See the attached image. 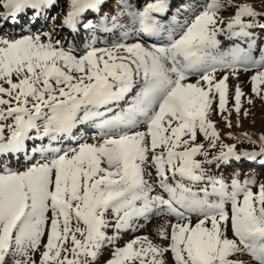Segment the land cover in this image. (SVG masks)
<instances>
[{"label":"snow or ice","instance_id":"snow-or-ice-1","mask_svg":"<svg viewBox=\"0 0 264 264\" xmlns=\"http://www.w3.org/2000/svg\"><path fill=\"white\" fill-rule=\"evenodd\" d=\"M107 3L68 0L63 26L88 33L75 55L51 32L5 30L54 0H0V264H97L108 246L104 264H169V254L171 264H264V179L234 172L229 181L205 167H264V133L229 132L258 145L238 149L211 119L231 128L245 99L264 102V41L254 31L264 32V11L234 0L175 10V0H116L114 14H101ZM100 31L116 39L97 47ZM220 36L239 43L222 47ZM251 68L260 69L252 96L240 84L232 92L229 73ZM89 124L93 143L76 135ZM153 216L166 218L161 243L143 235L115 246Z\"/></svg>","mask_w":264,"mask_h":264},{"label":"rangeland","instance_id":"rangeland-1","mask_svg":"<svg viewBox=\"0 0 264 264\" xmlns=\"http://www.w3.org/2000/svg\"><path fill=\"white\" fill-rule=\"evenodd\" d=\"M133 2H135V0H133ZM183 2L184 0H175L173 10H175V7L179 6V4ZM245 2L252 4L254 7L257 8V10L264 11V0H234V3L236 4L245 3ZM116 6H117L116 0H108L106 6L101 10V14L103 12H108L109 15L114 14L112 10ZM67 10H68V0H54V6L51 7L50 9L42 11L39 19H37L32 12H26L18 23L6 24L5 30L7 32L15 31L20 34H28L29 32L31 33L51 32L53 39H59L61 43L65 45V47H68V45L71 44L76 49L74 51V54L80 55L82 54V52L79 51V49L84 47V41L88 38V33L85 32L82 28L78 31H73L63 26L62 18L66 14ZM234 11H235L234 8H228L227 10H224L220 13V15L225 18V23L227 22V19L233 15ZM169 15H171V13H169ZM186 15L187 13H183L180 18L183 19V17ZM53 17L55 19H53ZM88 19L95 22L98 19V16L89 15ZM245 19H247V17H245ZM121 21L123 23H127V19L124 17L121 18ZM260 22L264 23V19H261ZM254 31L259 32L260 40L264 41V32H260L259 29H254ZM95 35L97 37V45H96L97 47H102L104 46L105 43H109L116 39V35H109L103 31L97 32L95 33ZM219 38L222 41V47H228L232 43H239V41L228 40L224 36H220ZM259 70L260 69L258 68H251L248 71L241 70L238 79L229 73L228 84L232 92H234L235 85L240 84L246 96H252L250 76L255 71H259ZM223 74H224L223 71L218 73L219 76H222ZM191 79L195 81L196 77L193 76L191 77ZM231 94L232 93L230 92L229 102L227 105L229 109L232 108V104H233V101L231 99ZM253 99L255 100V103L252 105H249L246 102V99L243 101V108L239 116H237L234 110L232 111L230 116V119L232 121L231 128L225 125L224 120L216 112H213L211 115V119H213L216 122V127L223 141L228 144H237L238 149H252L258 147V145H252L246 141L240 142L237 140H233L229 138V136L227 135L229 132H233L237 135H239L242 132H249L256 134L264 133V102H262L261 100L255 97H253ZM216 107L217 105L214 103L213 108ZM244 109H249V115L247 116L243 115ZM76 135L77 136L83 135L84 137H86L87 142L93 143L98 139V129L96 128L95 125L89 124L87 126H82L80 129H78ZM196 142L197 143L203 142L207 147V141H205L203 135L199 132L197 133ZM216 151L217 150H212V154H215ZM197 158L203 159V157H197ZM15 163L16 161L13 160V164ZM18 166L23 167V159H21V162ZM205 167L209 170L210 174H215L217 176L223 175V177L229 181L234 172L240 173L241 180H243L245 178V175L249 173H255L261 179H264V167L261 166L259 161L252 162L246 159H241L238 162L233 161L230 164V166L221 164L219 168H217V166L213 164V165H205ZM165 219L166 218L162 216H153L150 220L147 221L140 220L139 223L142 225V227H140L138 230L122 232L121 239H119L116 242L115 246H123L127 241L131 240L134 236H143V235H147L156 243H161L162 241H160L157 236V227L159 224L163 223ZM193 220L195 221V217H193ZM173 222L176 221L173 220ZM108 234L109 235L112 234L111 229H108ZM111 252H112V246L105 247V249L103 250V254L100 256L99 260L97 261V264H104V262L110 258ZM243 259L247 260L249 258L245 256L243 257ZM168 260H169V264H171V254H169Z\"/></svg>","mask_w":264,"mask_h":264}]
</instances>
